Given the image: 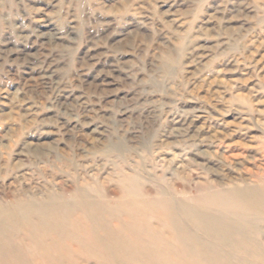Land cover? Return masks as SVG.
Wrapping results in <instances>:
<instances>
[{
	"label": "rangeland",
	"instance_id": "obj_1",
	"mask_svg": "<svg viewBox=\"0 0 264 264\" xmlns=\"http://www.w3.org/2000/svg\"><path fill=\"white\" fill-rule=\"evenodd\" d=\"M134 174L192 206L264 186V0H0V203Z\"/></svg>",
	"mask_w": 264,
	"mask_h": 264
},
{
	"label": "bare ground",
	"instance_id": "obj_2",
	"mask_svg": "<svg viewBox=\"0 0 264 264\" xmlns=\"http://www.w3.org/2000/svg\"><path fill=\"white\" fill-rule=\"evenodd\" d=\"M84 182L61 196L0 203V264H184L182 258L236 264L192 227L232 249L255 253L264 264V247L252 239L262 235L264 186L233 185L192 206L158 186L142 193L137 174L120 177L109 191L99 181ZM147 217L171 228L180 248L163 238V230L152 229Z\"/></svg>",
	"mask_w": 264,
	"mask_h": 264
}]
</instances>
